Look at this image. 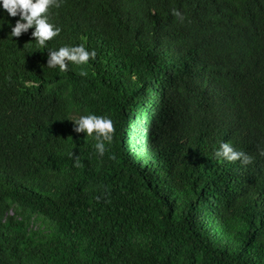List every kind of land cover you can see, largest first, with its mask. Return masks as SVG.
<instances>
[{"label":"trees","instance_id":"obj_1","mask_svg":"<svg viewBox=\"0 0 264 264\" xmlns=\"http://www.w3.org/2000/svg\"><path fill=\"white\" fill-rule=\"evenodd\" d=\"M49 16L48 48L97 55L48 67L0 7V264H264V0ZM88 112L115 124L102 156L74 130ZM222 141L252 161L218 158Z\"/></svg>","mask_w":264,"mask_h":264},{"label":"clouds","instance_id":"obj_2","mask_svg":"<svg viewBox=\"0 0 264 264\" xmlns=\"http://www.w3.org/2000/svg\"><path fill=\"white\" fill-rule=\"evenodd\" d=\"M61 0H0V7L6 12L15 17L19 15V19L11 27L12 36L19 37L22 32H27L29 28L34 26L32 36L37 44L47 49V66L56 67L63 71L69 69V61L76 64H85L90 59H95L97 52L95 49L89 50L85 44L63 45L59 48L50 49L47 47L48 41L58 36L62 28L56 25L49 16L50 9L60 7ZM176 15H182L176 11ZM2 26V23H0ZM86 71H82L81 75L87 76ZM74 122V130L83 132L89 136H94L96 141L95 148L102 156L105 153V142L113 140L115 133V124L110 116L97 115L94 112L81 114L76 119H71ZM73 155V152L71 153ZM216 156L227 161L240 160L241 163H250L253 157L243 150H237L229 141H222L219 148L216 150ZM75 163L78 166L80 161L77 156Z\"/></svg>","mask_w":264,"mask_h":264}]
</instances>
